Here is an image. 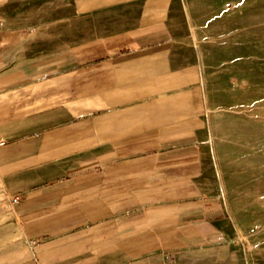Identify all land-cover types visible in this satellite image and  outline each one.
Listing matches in <instances>:
<instances>
[{
  "label": "crops",
  "instance_id": "crops-1",
  "mask_svg": "<svg viewBox=\"0 0 264 264\" xmlns=\"http://www.w3.org/2000/svg\"><path fill=\"white\" fill-rule=\"evenodd\" d=\"M149 34L95 40L79 49L93 53L87 59L42 74L53 64L7 60L11 38L0 35V194L18 237L17 264H203L212 257L181 253L220 233L213 204L181 203L177 181L196 177L199 159L182 154L192 136L172 125L180 112L166 107L159 87L176 75L180 85L181 64L164 43L146 45Z\"/></svg>",
  "mask_w": 264,
  "mask_h": 264
},
{
  "label": "rangeland",
  "instance_id": "rangeland-1",
  "mask_svg": "<svg viewBox=\"0 0 264 264\" xmlns=\"http://www.w3.org/2000/svg\"><path fill=\"white\" fill-rule=\"evenodd\" d=\"M134 31L150 33L146 45L175 49L180 85L176 75L159 87L180 112L172 125L192 136L182 154L199 159L197 176L176 186L182 204H213L219 228L212 243L181 253L212 254L203 264H264V0H0L7 60L53 64L39 74L87 59L93 53L79 49L95 40ZM7 205L0 194V264H17Z\"/></svg>",
  "mask_w": 264,
  "mask_h": 264
},
{
  "label": "built area",
  "instance_id": "built-area-1",
  "mask_svg": "<svg viewBox=\"0 0 264 264\" xmlns=\"http://www.w3.org/2000/svg\"><path fill=\"white\" fill-rule=\"evenodd\" d=\"M2 145V144H1ZM14 202H18V199L17 198H14V200H13Z\"/></svg>",
  "mask_w": 264,
  "mask_h": 264
}]
</instances>
